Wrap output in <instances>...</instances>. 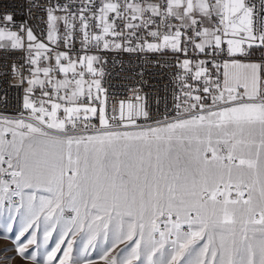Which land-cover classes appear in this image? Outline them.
<instances>
[{
	"label": "snow or ice",
	"instance_id": "6c2138e0",
	"mask_svg": "<svg viewBox=\"0 0 264 264\" xmlns=\"http://www.w3.org/2000/svg\"><path fill=\"white\" fill-rule=\"evenodd\" d=\"M112 51L171 102L109 103ZM0 60V264H40L41 228L42 264H264V0L0 3Z\"/></svg>",
	"mask_w": 264,
	"mask_h": 264
},
{
	"label": "built area",
	"instance_id": "2783aa9c",
	"mask_svg": "<svg viewBox=\"0 0 264 264\" xmlns=\"http://www.w3.org/2000/svg\"><path fill=\"white\" fill-rule=\"evenodd\" d=\"M19 3V0H0V3L11 4ZM64 2V0H61ZM259 6V0H253ZM17 11L19 9H16ZM18 19H23V16H18ZM35 24V19L32 20ZM37 31V28L35 29ZM80 49V42L77 40L75 50ZM103 60L107 63L103 64L105 76L103 78V86L108 89L109 103H112V97L117 100H125L135 103L133 88H138L141 95H146L149 102L152 104L153 110L156 109V101H161V110L163 105L170 103V89L174 87V82L171 79L172 73L163 65L160 67L153 66V62L145 58L152 54H136L122 52H107L100 53ZM17 59L19 54H17ZM257 59V57H253ZM0 62H4L0 60ZM11 63L12 61H7ZM143 72V76L138 75V72ZM22 97V90L18 87H13L10 83L0 80V113L14 114L19 111Z\"/></svg>",
	"mask_w": 264,
	"mask_h": 264
},
{
	"label": "rangeland",
	"instance_id": "374dc122",
	"mask_svg": "<svg viewBox=\"0 0 264 264\" xmlns=\"http://www.w3.org/2000/svg\"><path fill=\"white\" fill-rule=\"evenodd\" d=\"M14 231H18L19 230V217L17 218V223L15 225H13ZM37 237H38V244L40 245V248L38 249L37 255H38V260L40 261V264H42L43 262V257H44V253H45V249L43 247V229L41 228L40 232L37 233ZM57 238V234L54 233L53 235V240L49 242L48 248L51 249L52 247H54V240ZM79 241V238H78ZM6 247V242L3 240H0V249ZM76 247H79V243L76 245ZM102 247V245H98V248ZM31 248L33 250L36 249V246H31ZM11 254V253H9ZM93 257H96L98 259V254L96 252L92 253Z\"/></svg>",
	"mask_w": 264,
	"mask_h": 264
},
{
	"label": "bare ground",
	"instance_id": "6f19581e",
	"mask_svg": "<svg viewBox=\"0 0 264 264\" xmlns=\"http://www.w3.org/2000/svg\"><path fill=\"white\" fill-rule=\"evenodd\" d=\"M7 10H13V11H17L16 9H7ZM44 26L41 24L39 25V27L37 28V31L39 32Z\"/></svg>",
	"mask_w": 264,
	"mask_h": 264
}]
</instances>
